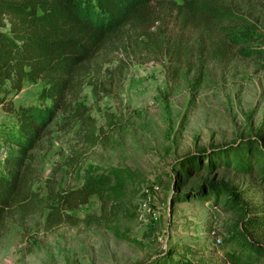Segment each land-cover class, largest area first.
Returning <instances> with one entry per match:
<instances>
[{
	"label": "rangeland",
	"instance_id": "374dc122",
	"mask_svg": "<svg viewBox=\"0 0 264 264\" xmlns=\"http://www.w3.org/2000/svg\"><path fill=\"white\" fill-rule=\"evenodd\" d=\"M182 3L154 6L144 23L130 21L74 73L64 110L19 169V192L0 229V264H147L166 251L223 264V239L242 228L243 211L224 207V197L218 205L172 200L221 182L264 221L256 167L246 174L200 154L247 141L257 155V141L264 145V0H222L230 16L210 26L185 22ZM228 28L247 42L229 44ZM41 88L27 82L10 95L0 105V128L12 124L10 104L50 106L39 99ZM7 153L0 140V161ZM87 181L100 194L67 211L70 220H51L58 196ZM148 182L161 189L151 200L158 218L143 226L138 202ZM246 234L264 246V222Z\"/></svg>",
	"mask_w": 264,
	"mask_h": 264
},
{
	"label": "trees",
	"instance_id": "16d2710c",
	"mask_svg": "<svg viewBox=\"0 0 264 264\" xmlns=\"http://www.w3.org/2000/svg\"><path fill=\"white\" fill-rule=\"evenodd\" d=\"M171 2L0 0V105L5 106L7 98L19 93L25 83L37 81L42 82L39 94L41 102L51 101L50 106L40 108H14L10 104L12 124L0 128V140L4 146H8L6 157L0 161V229L19 192V169L30 159L31 151L41 138V131L58 112L64 110V96L74 82V73L93 59L105 42L123 26L132 20L144 23L154 6ZM178 8L183 20L196 26L200 22L210 26L228 20L230 16L222 0H183ZM245 36L240 30L228 28L224 31V39L234 46L245 44ZM250 53L249 49H239L242 56H250ZM257 143L260 146L257 155L247 141L228 149L214 150L210 156L205 151L200 154L206 155L215 164H233L235 170L246 174L256 167L264 185V145ZM253 158L254 161L251 160ZM185 162H188L187 158L181 160L179 166ZM188 164L193 168L200 165L198 159ZM181 173L186 175L183 170ZM100 190L97 183L87 181L81 187L59 195L58 205L54 206L49 218L57 223L70 220L72 217L66 212L87 204L90 196L99 195ZM220 197H224V207L240 208L244 215L242 228L230 230L223 239V264H263L264 246L251 240L246 231L264 221L248 215L247 208L239 201V195L229 185L221 182L201 186L183 194H173L172 200L213 199L214 204L218 205ZM147 264L210 263L203 256L187 260L166 251Z\"/></svg>",
	"mask_w": 264,
	"mask_h": 264
},
{
	"label": "built area",
	"instance_id": "2783aa9c",
	"mask_svg": "<svg viewBox=\"0 0 264 264\" xmlns=\"http://www.w3.org/2000/svg\"><path fill=\"white\" fill-rule=\"evenodd\" d=\"M160 191V187L153 182L146 183L141 190L138 202V220L143 226L154 225L158 218V213L151 208V200ZM216 242L220 244L221 239L216 238Z\"/></svg>",
	"mask_w": 264,
	"mask_h": 264
}]
</instances>
